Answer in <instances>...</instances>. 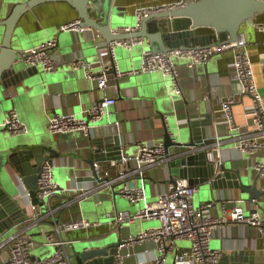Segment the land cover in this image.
Instances as JSON below:
<instances>
[{
	"label": "crops",
	"instance_id": "1",
	"mask_svg": "<svg viewBox=\"0 0 264 264\" xmlns=\"http://www.w3.org/2000/svg\"><path fill=\"white\" fill-rule=\"evenodd\" d=\"M22 1L0 0V44L5 32L2 21L10 14L13 6ZM169 1L172 0H114V12L119 22L114 26V31L135 25L137 7ZM77 18L76 10L66 2H46L21 15L14 30V36L20 37L23 41L16 48L17 51L56 38L57 45L51 50V54L58 64L60 60L56 53L61 51L65 61V64L58 65L56 70L51 72H44L38 67L39 74L31 78L26 86L18 92L15 89L8 90L7 95L11 97L13 103L0 112L1 122V119L14 109L20 121L27 126L28 132L23 136L33 135L42 138L58 152V155L52 158L53 180L61 186L63 192L50 200L51 211L48 207L41 209L40 217L13 232L25 233L38 240L34 239L38 244L33 255L50 253L51 247L44 244V233L51 228L53 218L64 221L83 218L91 224L88 228L62 234L63 237L65 235L64 238L71 237L75 240L73 251L80 242L106 236L114 229L108 222L107 213L127 211L133 214L145 203L154 202L167 190L171 168L167 158L162 156L154 165L136 169L135 158L139 146L143 143L163 144L165 127L174 131H177L176 129L185 131L190 120L200 119L208 113L212 114L213 122L205 131L207 137L215 138V142L210 145L212 147L207 148L217 146L222 163L238 171L247 184L251 185L257 180L260 189L264 186V177L259 176L254 166L257 162H264V149L252 154L237 149L238 133L229 131L227 120L219 111L221 102L226 97H234L235 101L231 107L233 122L246 130L245 132L253 130L245 114L252 106V99L250 95H241L238 92L237 83L231 76L230 52L215 54L206 63L191 66L186 60L175 59L178 68L177 83L181 89L179 94L171 91V78L165 77L161 72H138L118 80L111 77L110 86L99 89L85 77L82 69H73L72 62L79 57L84 58L93 65V71L100 73L106 66L113 64L107 49L108 41L94 28H88L83 32L61 29L62 25ZM259 24H264V13L244 23L240 32L246 40L257 84L264 94L261 68V61L264 59V32L258 29ZM144 49L138 47L129 51V48L116 46L117 67L123 72L139 69ZM106 96L114 97L115 103L106 109L105 114L96 122L95 128L98 124H103L110 127L107 135L111 137L118 135L122 155L126 161L116 159L95 161V170L100 178L108 177V181H114L112 185L116 192L115 200L110 184L102 186V183L96 180H82L93 176L87 162L92 146L89 136L80 132L55 134L47 127L50 116L74 113L77 117H83L85 110ZM112 125L115 126L114 129ZM93 132L92 130L91 133ZM23 136L0 131V137L5 140H19ZM110 152L112 154L114 151L110 149ZM215 157L217 158V155ZM14 181L17 185L16 177ZM121 181L128 187H142L144 199L139 203H131L120 193L118 186ZM25 188V184L19 181L17 189L22 191ZM21 200L20 205L25 206L29 212L28 199L22 197ZM237 200H241L239 204L245 213L256 208L260 217L264 219V193L251 201L249 195L242 193L239 188L214 189L209 184H204L198 186L193 203L200 206L212 201L214 207L209 210V214L221 217L222 204L226 203L230 208ZM157 226H159L157 219L135 220L115 230L117 239L122 240L129 234L136 236L139 231ZM34 227H39L37 234L41 237L29 233ZM177 243L182 248H188L190 244L187 240H179ZM210 245L223 254L242 250L253 255L257 262H264V235L244 223L227 220L217 225L212 232ZM120 252L128 254L124 257L125 264H149L158 255L156 243L151 240L124 245ZM163 264L179 263L174 261L172 253H168Z\"/></svg>",
	"mask_w": 264,
	"mask_h": 264
},
{
	"label": "built area",
	"instance_id": "2",
	"mask_svg": "<svg viewBox=\"0 0 264 264\" xmlns=\"http://www.w3.org/2000/svg\"><path fill=\"white\" fill-rule=\"evenodd\" d=\"M194 0H172L167 3L139 6L135 9L137 26L140 20L153 12L177 9L186 6ZM62 30L85 31L81 20L77 18L61 27ZM258 29L264 32V24H259ZM135 30L133 27H124L122 31L130 32ZM121 31V30H120ZM141 43V39H123L110 41L107 49L111 54L113 64L106 66L103 71L96 73L93 71V65L84 58H77L72 62V68L82 69L85 77L91 81L97 88L106 89L110 86V78L120 79L128 74L138 72L150 73L161 72L165 77L171 78L172 92L181 93L177 83L178 68L175 59L186 60L188 64L194 65L206 63L213 55L218 53H231V76L238 86V92L241 95H250L252 106L245 114L249 119V125L253 127L251 132H245L241 126L236 125L232 118V104L234 97H226L220 105L219 111L226 118L229 131L236 134V147L243 153H255L264 149V94L261 87L257 84L254 65L249 51L246 47V40L240 36L238 41L226 43H212L204 46H194L185 48H176L168 52H152L150 49H144L141 53V65L139 69H132L127 72L121 71L117 67L115 60L116 46L132 48ZM57 45V39L51 38L19 52L20 60L26 66L40 67L44 72L56 70L57 65L51 57V50ZM115 103L114 97H104L93 104L90 109L85 110V116L77 117L74 113L54 114L48 119V130L51 133H83L85 136L95 131L96 122L106 109ZM7 131L11 135H22L28 132L27 126L20 121L16 111L10 110L5 115L4 120L0 122V131ZM217 146L207 148V157L215 162L216 166L222 163L219 157ZM217 151V153H216ZM164 144L143 143L139 146L135 158L136 169L149 167L157 163L162 156L165 157ZM217 155V158L215 157ZM167 158V157H166ZM168 159V158H167ZM166 159V160H167ZM124 162L126 158H122ZM255 169L259 176L264 177V162L255 163ZM122 174V173H121ZM123 176V175H122ZM19 177V178H18ZM24 184L22 178L17 175L18 183ZM113 180L103 182L102 185L112 184ZM114 182V181H113ZM21 186V185H19ZM264 191V186L261 188ZM198 188L196 185L188 183L187 179L175 177L170 179L167 184V190L160 194L152 203H145L143 207L137 209L133 214L127 211L107 213L109 224L115 229H121L125 224L135 220L157 219L159 226L139 231L134 236L129 234L122 239V244L118 247L115 255V264H125L124 257L128 254L120 252L124 245H130L135 242L151 240L156 243L157 256L149 264H163L168 253H172L174 261L179 264H219L223 253L214 249L210 245L212 232L214 228L227 220H233L238 223H244L256 229L261 235H264V219L256 208L245 213L243 207L239 204L241 200L233 202L229 208L226 203L222 204V216L213 217L209 210L214 207L212 201L205 202L200 206L193 203L194 196ZM20 195H15L28 199L27 208H24L31 220L40 217L41 209L50 208L52 197L63 192V189L53 180L52 164L44 161L37 177V198L43 201V205L33 204L27 188L19 190ZM120 193L131 203H139L144 199L142 187H128L127 184L120 188ZM87 194V193H86ZM256 199H251L254 201ZM91 224L79 218L73 221H64L53 218L51 228L44 233V244L53 247L52 253L44 258H39L31 253V249L38 243L25 233H13L0 243V264H72V248L75 240L71 237H63V233L76 231L90 227ZM179 240L189 241L188 248L180 247ZM139 264V263H135Z\"/></svg>",
	"mask_w": 264,
	"mask_h": 264
},
{
	"label": "water",
	"instance_id": "3",
	"mask_svg": "<svg viewBox=\"0 0 264 264\" xmlns=\"http://www.w3.org/2000/svg\"><path fill=\"white\" fill-rule=\"evenodd\" d=\"M46 2H66L76 10L83 27L94 28L110 42L123 39H141V43L130 48H148L152 52H168L176 48L204 46L212 43L238 41L241 26L264 13V0H194L186 6L157 11L144 16L138 26L135 22L130 32L114 31L118 20L114 12V0H23L13 6L10 14L2 21L5 27L0 44V112L13 103L7 91L15 89L18 92L29 83V80L39 74L37 66H26L22 63L17 47L23 42L14 36V30L21 15L33 7ZM98 19H100L98 21ZM63 65V54L56 53ZM54 59V56L51 54ZM57 60V59H56ZM55 61V59H54ZM264 80V59L261 61ZM211 113L200 119L189 121L185 131L165 127L163 144L165 157L171 168L172 180L175 177L185 178L191 185L209 184L214 189L239 188L247 193L250 199L259 198L264 191L257 186V180L251 185L236 170L224 163L215 165L207 157V147L215 142V138L207 137L205 128L212 125ZM98 124L96 130L89 135L91 141L90 159L87 161L92 175L91 179L100 183L107 182L108 177L100 178L96 174L95 161L121 160L123 158L118 135H107L109 126ZM115 126L112 125V129ZM19 140H5L0 137V238L9 229L24 221L31 220L27 211L5 189V182H14L19 175L33 204L43 205L36 195L37 177L42 163L58 155V152L42 138L28 135ZM110 149L114 151L112 154ZM172 156V157H171ZM12 171V173H10ZM14 174L16 176L14 177ZM4 176L6 179H4ZM247 184V185H246ZM112 187L115 200L116 192ZM118 185V184H117ZM124 181L119 183V188ZM105 186V185H102ZM114 228V227H113ZM0 242V243H1ZM122 240L117 239L115 228L106 236L86 240L72 251V264H115V255ZM219 264H264L257 262L253 255L237 250L223 254Z\"/></svg>",
	"mask_w": 264,
	"mask_h": 264
},
{
	"label": "rangeland",
	"instance_id": "4",
	"mask_svg": "<svg viewBox=\"0 0 264 264\" xmlns=\"http://www.w3.org/2000/svg\"><path fill=\"white\" fill-rule=\"evenodd\" d=\"M4 118L1 119V121H3ZM24 134H22L21 136H23ZM27 137V136H26ZM25 138V137H23ZM12 173V171L10 172ZM4 179H6V177L4 176ZM5 186V189L7 190V192L10 194L11 197H14L15 195H20V192L19 190L16 188V185H15V181L14 182H10V181H7L5 182L4 184ZM17 201L20 202L22 201L21 200V196H18L17 198ZM31 222V220H27V221H24L22 222L21 224H17L15 226H13L11 229L8 230V232L6 233V236L4 237L7 238L9 237V235L13 234V232H16L18 230H20L21 228L25 227L27 224H29ZM39 231V227H34L33 229H31L29 231V233L31 234H35V237H41L40 234H37ZM45 237V236H44ZM43 237V238H44ZM65 237V235H64ZM35 240H37L36 238H34ZM2 241V238H0V242ZM38 241V240H37ZM179 245V243H177ZM36 247V246H35ZM35 247L31 249V253L34 254L33 252L35 251ZM51 247V246H50ZM51 251H52V247H51ZM50 251V253L46 254V255H37V257L39 258H44V257H47L49 256L52 252Z\"/></svg>",
	"mask_w": 264,
	"mask_h": 264
}]
</instances>
